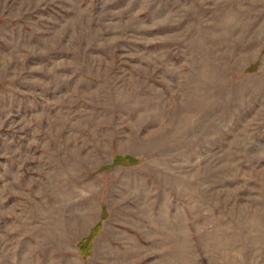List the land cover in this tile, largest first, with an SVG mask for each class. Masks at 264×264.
Wrapping results in <instances>:
<instances>
[{"label":"rangeland","instance_id":"1","mask_svg":"<svg viewBox=\"0 0 264 264\" xmlns=\"http://www.w3.org/2000/svg\"><path fill=\"white\" fill-rule=\"evenodd\" d=\"M0 264H264V0H0Z\"/></svg>","mask_w":264,"mask_h":264},{"label":"trees","instance_id":"2","mask_svg":"<svg viewBox=\"0 0 264 264\" xmlns=\"http://www.w3.org/2000/svg\"><path fill=\"white\" fill-rule=\"evenodd\" d=\"M131 160L130 159H127V158H124L123 160H120V159H116L115 160V164L116 165H119L120 163H126V162H130ZM98 233V229L95 228L92 233H91V238L89 240H91L92 238L96 237ZM89 245H90V241L87 242L86 246H83V244H80V250L82 252V255L83 256H86V251H87V248H89Z\"/></svg>","mask_w":264,"mask_h":264}]
</instances>
